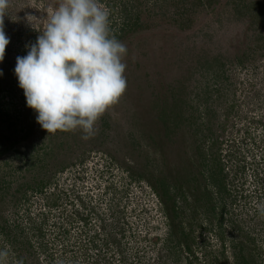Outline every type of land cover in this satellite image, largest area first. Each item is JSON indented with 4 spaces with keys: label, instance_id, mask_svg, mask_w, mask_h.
I'll return each instance as SVG.
<instances>
[{
    "label": "rangeland",
    "instance_id": "obj_1",
    "mask_svg": "<svg viewBox=\"0 0 264 264\" xmlns=\"http://www.w3.org/2000/svg\"><path fill=\"white\" fill-rule=\"evenodd\" d=\"M59 2L4 17L0 264H264V0H100L127 88L89 139L14 73Z\"/></svg>",
    "mask_w": 264,
    "mask_h": 264
},
{
    "label": "clouds",
    "instance_id": "obj_2",
    "mask_svg": "<svg viewBox=\"0 0 264 264\" xmlns=\"http://www.w3.org/2000/svg\"><path fill=\"white\" fill-rule=\"evenodd\" d=\"M8 5L0 0V61L10 42L4 30ZM109 15L100 0H60L27 54L16 57L19 87L47 133L80 129L89 139L97 121L124 95L128 50L112 34ZM257 207L264 215V203ZM7 255L0 251V258Z\"/></svg>",
    "mask_w": 264,
    "mask_h": 264
},
{
    "label": "trees",
    "instance_id": "obj_3",
    "mask_svg": "<svg viewBox=\"0 0 264 264\" xmlns=\"http://www.w3.org/2000/svg\"><path fill=\"white\" fill-rule=\"evenodd\" d=\"M208 2L207 3H211V1L212 0H207ZM258 17H261L260 15L258 16ZM182 24L184 25V23L182 22ZM130 27H132L133 26V24L132 23H130V25H129ZM118 39V38H117ZM120 40V39H119ZM146 81V80H145ZM220 220V219H219ZM220 223H221V220H220ZM186 244H187V242H186ZM186 249H187V251H190L191 252V248H190V246H186ZM237 251V250H236ZM239 252V251H238ZM240 253V252H239ZM240 257V256H239ZM243 258H241V263L240 264H243Z\"/></svg>",
    "mask_w": 264,
    "mask_h": 264
},
{
    "label": "built area",
    "instance_id": "obj_4",
    "mask_svg": "<svg viewBox=\"0 0 264 264\" xmlns=\"http://www.w3.org/2000/svg\"><path fill=\"white\" fill-rule=\"evenodd\" d=\"M65 186H67L66 188H68V189H65L67 192H69V188L71 187V185H65ZM64 189V188H63ZM62 189V190H63ZM64 193V192H63ZM64 194H66V193H64ZM46 211V210H45Z\"/></svg>",
    "mask_w": 264,
    "mask_h": 264
}]
</instances>
